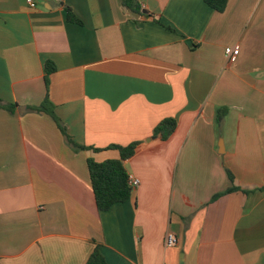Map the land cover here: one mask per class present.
Masks as SVG:
<instances>
[{"label":"crops","instance_id":"1","mask_svg":"<svg viewBox=\"0 0 264 264\" xmlns=\"http://www.w3.org/2000/svg\"><path fill=\"white\" fill-rule=\"evenodd\" d=\"M137 1L0 0V100L18 106L0 109V264H86L96 243L108 264H264V0ZM47 96L80 148L29 110ZM134 142L140 185L99 213L87 161ZM232 186L250 194L214 200Z\"/></svg>","mask_w":264,"mask_h":264},{"label":"trees","instance_id":"2","mask_svg":"<svg viewBox=\"0 0 264 264\" xmlns=\"http://www.w3.org/2000/svg\"><path fill=\"white\" fill-rule=\"evenodd\" d=\"M205 3L216 10L219 13H223L226 10L228 0H204ZM123 7L131 12L138 14H147L148 12L144 10L141 4L137 0H122ZM67 13V20L72 23L80 24V20L74 15L73 11L69 7H65ZM156 23L163 25L160 19L155 20ZM164 26V25H163ZM168 30L174 31L171 27L166 26ZM46 71V81L48 83V77L56 72V67L53 62L48 61L45 65ZM18 108L17 105L6 104L0 100V109L8 110L14 113ZM31 111L47 113L52 116L58 125L62 134L66 137L68 143L74 148H80L76 145L72 138L68 135L67 129L61 123V121L54 115L53 107L49 102V97L45 99L44 103L37 108H29ZM228 114L227 108L218 109L216 115L217 124L222 125L225 117ZM177 128V121L173 118L164 119L153 132V137L158 138L161 141H167L175 132ZM140 142H134L126 147L121 146H111L109 149H116L120 152V159L108 160L102 163L96 162L93 159H88V170L90 174V180L92 185V190L94 193V198L96 202V207L99 213L109 211L115 204L127 202L133 195L134 189L130 185V175L127 172L124 162L132 158ZM229 178L232 184L234 183V177L229 173ZM242 191L240 188L232 186L224 193H220L214 197L218 199L219 197ZM264 191V189H262ZM245 194H250V192L242 191ZM86 264H108L106 258L102 252V244L96 243L95 249L90 255Z\"/></svg>","mask_w":264,"mask_h":264},{"label":"built area","instance_id":"3","mask_svg":"<svg viewBox=\"0 0 264 264\" xmlns=\"http://www.w3.org/2000/svg\"><path fill=\"white\" fill-rule=\"evenodd\" d=\"M27 3L31 8H35L37 6L35 0H27ZM239 55H240L239 45L230 46L225 49V57L229 64L235 62ZM130 185L133 189H136L140 185V181L134 177H130ZM177 244H178L177 236L172 232H168L165 239V247L172 248L175 247Z\"/></svg>","mask_w":264,"mask_h":264},{"label":"water","instance_id":"4","mask_svg":"<svg viewBox=\"0 0 264 264\" xmlns=\"http://www.w3.org/2000/svg\"><path fill=\"white\" fill-rule=\"evenodd\" d=\"M188 44L190 45V46H192L193 44H192V41H188ZM180 264H183V261H181V263Z\"/></svg>","mask_w":264,"mask_h":264}]
</instances>
